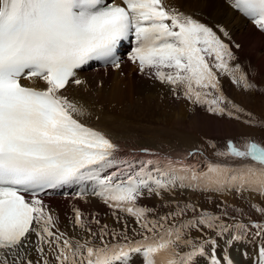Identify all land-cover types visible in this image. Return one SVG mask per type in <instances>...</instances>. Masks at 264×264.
Listing matches in <instances>:
<instances>
[{
  "label": "snow or ice",
  "instance_id": "6c2138e0",
  "mask_svg": "<svg viewBox=\"0 0 264 264\" xmlns=\"http://www.w3.org/2000/svg\"><path fill=\"white\" fill-rule=\"evenodd\" d=\"M232 6L264 31V0H232ZM129 37L135 44L128 59L138 63L141 73L183 88L188 99L207 104L210 112L225 113L220 104L227 98L216 70H240L238 64L230 67L235 59L230 45L212 27L170 8L165 0H0V264H129L133 253L142 255L143 264H195V257L206 255L205 243L216 241L197 245L184 238L183 229L202 225L223 234L233 226L202 214L179 227H166L167 215L149 219L152 210L138 204L144 191L159 195L179 182L180 187L264 195V146L251 139L244 150L229 140L227 151L217 153L254 162L239 167L209 162L200 172L199 165L169 160L165 168L149 169L153 162L147 161L137 169L120 156L106 133L83 121L86 107L69 98L68 87L85 83L77 73L92 61L119 68L117 52ZM240 80L250 86L243 74ZM208 90L218 95L209 99ZM85 182L95 183V194L113 215L119 210L134 217L143 238L130 241L125 236L124 243H108L107 225L92 232L79 208L73 209L74 225L101 243L61 231L41 196ZM177 209L171 215L184 211ZM91 220L100 224L95 216ZM245 227L235 225L231 240H241L239 230ZM178 244L191 250L180 252ZM207 255L211 264H232L227 254L218 257L215 247Z\"/></svg>",
  "mask_w": 264,
  "mask_h": 264
},
{
  "label": "rangeland",
  "instance_id": "374dc122",
  "mask_svg": "<svg viewBox=\"0 0 264 264\" xmlns=\"http://www.w3.org/2000/svg\"><path fill=\"white\" fill-rule=\"evenodd\" d=\"M244 31L246 32L245 29ZM248 37L249 36L247 35L246 38ZM258 37L255 38L254 34H250V38H252L253 40H257ZM246 38H235L236 43L240 46L238 50L245 49ZM242 60L246 61L243 62L244 68L253 69L254 72V74L252 72L246 73V78L250 86L247 87L246 91H244L243 93L234 89L232 93L231 91H229V95L231 97L235 96L237 98V101L241 102L244 106L243 109H239L238 111L241 113V116L243 118L249 119L250 121H257L259 118L264 121V63H261V65L258 67L256 65V60L249 53L248 57H243ZM235 62H241V56ZM225 84L229 88L233 87V83L231 82L225 81ZM183 104L184 102L180 105L166 104L150 108L148 112H145L143 114L154 116H142L138 118L139 121L142 122L144 128L126 127V122L123 119L124 117H130L131 113L122 112L119 114L120 121L122 122L121 129L122 131L124 130L127 135H129L128 130L130 129V131H132L135 135L134 138L138 136L140 141L144 139V142H142V144L140 143V141H138L136 145L148 146L150 148L152 156H166V158L171 160L183 161L185 156L195 147V150L191 154H188V158L185 162L187 165H199V168L197 170L200 172L206 171L207 163L213 162L206 161L204 158V153H212L215 156V159L220 160L227 159L230 161H236L235 159H238L237 157H221L217 155V153L219 152H226V139H233L237 144L242 145V147L244 146L247 139H249L250 137L255 138L257 135L261 140L264 141V127L261 128L257 127V125L243 124L241 122H239L240 124H238L235 123L233 119H230V117H227L225 115L207 113L208 110L206 109H202L204 112H200V114L197 115L194 112L190 111L191 107ZM179 110L184 111V113L186 114V117L180 119L185 122L181 125L176 124L172 121L173 118L179 122L175 114ZM208 114L211 115V117H213L216 121L220 120L219 122L222 123L223 127H225L226 129V134L223 135V133L217 132L214 127H212V129L216 132L212 131L210 129L211 127H207L204 125L207 121H203L204 124L202 125L199 124V120L196 117H204L210 120ZM127 120L130 121L131 119ZM164 126L166 129H164L165 131L163 132L154 130L163 128ZM183 137H188L189 140L181 139ZM152 146H155L156 149H152ZM188 147L189 150L191 149L189 152H187ZM173 149L178 152H170ZM143 150L145 151V149ZM136 153L142 152L140 151ZM247 162H249V160L246 159L243 163L245 164ZM177 167H180V165L178 164ZM231 189L233 192V196L228 200L226 196H230L231 192L227 194V192L225 191L224 195H220L217 190L214 189L206 190L203 187H193L192 189H189V187H180L178 182L175 187L160 192V196L155 193H146L142 195L138 200V204L141 206H146L147 208L152 210L148 214L149 219L159 220L160 217L167 215L168 221L166 223V227H179L182 222L186 223L188 220L198 218L202 214L219 216L220 220L216 223H223L225 226H227L228 224H233L235 222L232 220L231 214L232 216H239V218H236L237 223L243 222L244 224L245 217L247 216L259 220L260 222L264 221V212L258 211V208L264 209V195L260 193L257 195L256 193L246 191L247 193H249L247 195L244 191H236L234 188ZM233 197L234 201H231ZM251 198L254 199V201ZM186 205H191V207H186ZM177 206H179L180 209H184L183 213L181 215H171L177 212ZM88 214L91 215V217L95 216V214L98 216L97 211L90 212L88 210ZM116 216L119 217V219L116 218L117 221L116 219H114V215H112L111 212H102V223L94 227L92 226V231H99V228H101L103 225H107V231L109 235L105 237V241L108 243H117L122 241L121 239L123 238V234L117 236L119 232H115L117 235L114 236L115 238H112L111 233L113 232V229L110 226H114L116 230L119 231L124 229L125 225L127 228H129L127 225L131 224V233H128L126 236H128V238H131L133 232V240H140L143 238V235H145V233L144 231L139 232L138 228H135L134 223H136V221L134 217L122 211L117 213ZM183 230L186 231L185 233L183 232L184 238H191L197 245L204 243L209 239H216L218 241H221L225 235V232L223 234H218L220 231L219 229H208L207 227L202 225L191 228H184ZM76 239H79V234L77 235ZM93 241L96 243H101L98 238H94ZM208 245L209 243H205L204 247L207 248ZM177 248L180 252H187L191 250V246H185L183 244H178ZM231 249L237 248L232 246ZM222 250H224L223 247ZM237 258L240 264L249 263L242 261L243 258H240L238 255ZM196 260L202 259L198 257L196 258Z\"/></svg>",
  "mask_w": 264,
  "mask_h": 264
},
{
  "label": "bare ground",
  "instance_id": "6f19581e",
  "mask_svg": "<svg viewBox=\"0 0 264 264\" xmlns=\"http://www.w3.org/2000/svg\"><path fill=\"white\" fill-rule=\"evenodd\" d=\"M169 1L170 3L167 5L171 6V8H175L181 13H186L193 18H205V20L210 23H222L226 25L231 30L234 38L245 39L248 35L249 37L246 38L245 49L239 50L241 56L248 57V53L251 54L256 60V65L258 67L261 65V63H264V34L255 30L240 15L230 9L223 0H165V3ZM250 34H254L255 38L258 36L259 37L257 40H253L250 38ZM78 78L85 81V83L79 86L70 85L66 94L70 99H73L86 107L87 116L82 118L83 121L92 124L94 128L106 133L116 142V144L124 153L128 154L130 151L135 150L146 153L148 155L145 154L142 156L145 162L148 160L147 156L150 158L157 157L155 155L152 156L148 146L136 145V143L140 141L139 137L136 136V138H134L135 135L132 131H130V129L128 130V134L130 136L127 135L124 130L122 131V122L120 121L119 114L122 112L131 113L130 117H124L123 119L126 122V127L144 128L142 122L139 121L138 118L142 116L154 115H145L143 113L148 112L150 108L158 105L176 104L169 98V95L174 91L173 86L160 83L154 78V76L143 78L140 76H134L130 72H126V76H121L118 72L114 71H110L107 75H103V73L92 75L91 73L86 72L81 73ZM99 79H102L101 85L98 83ZM36 83L38 85L40 84L38 81ZM174 92H176V89ZM194 113L197 115L200 114L199 111ZM175 114L179 122L173 118L172 121L176 124H184L185 122L180 120L186 117L184 111L179 110ZM208 116L210 120L204 117L196 118L199 120L200 125L204 124L203 121H207L204 125L211 127L210 129L212 131L216 132L212 129V127H214L217 132L223 133V135L226 134V129L223 127V124L219 122L220 120L216 121L213 117H211V115ZM127 119L131 120L129 121ZM164 129H166L165 126L163 128L154 130L163 132L165 131ZM181 139L189 140L188 137H183ZM142 142H144V139L140 141L141 144ZM143 149H145V151ZM152 149H156V147L152 146ZM187 150V152H189L191 149L189 150L188 147ZM170 152L178 151L173 149ZM247 163L254 162L249 160ZM226 192L229 194L228 191ZM228 197L229 196H226V198ZM72 201V204L71 201H65L60 203H46V205L51 208L53 215L58 218L60 225L58 224L57 226L59 229L61 230L62 228L68 231L70 236L75 239L78 234L82 233V230L76 227L73 222L70 223V221H73L74 215L72 212V207H79L81 212L84 213L83 218L85 222L90 223V225L93 227L97 225L92 222V217L88 214V210L90 212L97 211V219H99L101 222V213L111 209L109 206L105 205V203H103L100 198L85 197L72 199ZM232 246L238 249L235 244ZM222 247L223 249H228V243H225ZM36 255L37 254L35 252L31 253L33 259L36 258ZM245 262H247V260Z\"/></svg>",
  "mask_w": 264,
  "mask_h": 264
}]
</instances>
